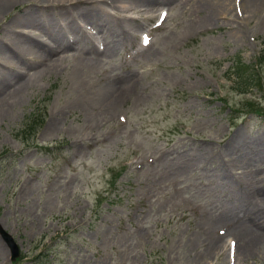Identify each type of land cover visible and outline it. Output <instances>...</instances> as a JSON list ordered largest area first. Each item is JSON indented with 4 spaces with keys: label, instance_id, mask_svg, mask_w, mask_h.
I'll return each mask as SVG.
<instances>
[{
    "label": "rangeland",
    "instance_id": "obj_1",
    "mask_svg": "<svg viewBox=\"0 0 264 264\" xmlns=\"http://www.w3.org/2000/svg\"><path fill=\"white\" fill-rule=\"evenodd\" d=\"M185 1L157 4L167 12L161 25L153 13L125 41L113 31L96 37L100 62L45 61L19 94L0 86V264H264L263 254L236 259L231 237L220 254L204 253L212 223L219 235L238 225L250 189L239 182L264 176V90L243 96L226 80L232 63L253 62L264 47V10L247 19L231 0L229 19L193 26L198 15ZM107 9L92 19L115 27L139 15ZM126 75L135 94L116 117L71 102L85 82L91 90ZM251 95L261 116L244 108ZM2 231L21 258L11 261Z\"/></svg>",
    "mask_w": 264,
    "mask_h": 264
},
{
    "label": "bare ground",
    "instance_id": "obj_2",
    "mask_svg": "<svg viewBox=\"0 0 264 264\" xmlns=\"http://www.w3.org/2000/svg\"><path fill=\"white\" fill-rule=\"evenodd\" d=\"M174 0H0V27L2 19L10 28L7 36H0V86L10 82L13 91L19 94L25 88L23 78L29 72L47 70L45 66H57L66 56L84 59L86 54H93V62H100L104 55L96 41L103 34L116 32L120 39L132 35L145 26L143 21H124L115 27L110 23H96L92 19L91 10L98 7L110 9L138 8L147 15L157 12V4L170 5ZM192 1V8L198 16L191 21L193 26L219 19H229L232 12L231 0H186ZM244 12L249 18L264 10V0H240ZM92 6V8H90ZM19 7V9H17ZM109 11V9H107ZM240 18L237 12H234ZM234 15V16H235ZM45 16L47 21L41 20ZM82 22L91 23L94 34L84 29ZM55 23V28H49V23ZM239 25L234 30L238 31ZM3 29V28H0ZM236 32V31H234ZM85 40L86 46L78 43ZM46 61V62H45ZM41 62V64H40ZM45 62V66L44 63ZM41 65V66H40ZM40 66V67H39ZM39 67V68H38ZM134 75L115 76L97 88L89 90L91 82L81 85L79 98L73 99L84 106V110L92 115L95 109L107 118L116 117L125 100L134 96L136 89ZM80 86V87H81ZM259 154L263 156L264 150ZM248 184L250 189L245 193L244 202L238 213V225L233 229L225 228L220 235L216 234L217 224H211L208 235V248L204 253L220 254L225 250V237L235 241L234 255L243 259L257 254L264 255V176L254 182H239ZM220 222V221H219ZM224 227L223 222H220ZM222 228V227H221ZM226 233V235H225ZM225 235V236H224ZM229 244V243H228ZM208 251V252H207Z\"/></svg>",
    "mask_w": 264,
    "mask_h": 264
},
{
    "label": "trees",
    "instance_id": "obj_3",
    "mask_svg": "<svg viewBox=\"0 0 264 264\" xmlns=\"http://www.w3.org/2000/svg\"><path fill=\"white\" fill-rule=\"evenodd\" d=\"M235 87L241 92H247L251 87L261 84L258 72L254 68H237V73H233Z\"/></svg>",
    "mask_w": 264,
    "mask_h": 264
},
{
    "label": "water",
    "instance_id": "obj_4",
    "mask_svg": "<svg viewBox=\"0 0 264 264\" xmlns=\"http://www.w3.org/2000/svg\"><path fill=\"white\" fill-rule=\"evenodd\" d=\"M6 238H7L9 246L11 247V252H12L11 258L12 260H14L19 254L18 247L9 236L8 237L6 236Z\"/></svg>",
    "mask_w": 264,
    "mask_h": 264
},
{
    "label": "snow or ice",
    "instance_id": "obj_5",
    "mask_svg": "<svg viewBox=\"0 0 264 264\" xmlns=\"http://www.w3.org/2000/svg\"><path fill=\"white\" fill-rule=\"evenodd\" d=\"M145 43H147L148 41H147V38H145V41H144ZM121 119H123V117L121 118Z\"/></svg>",
    "mask_w": 264,
    "mask_h": 264
}]
</instances>
